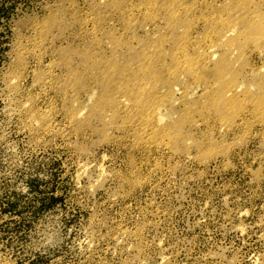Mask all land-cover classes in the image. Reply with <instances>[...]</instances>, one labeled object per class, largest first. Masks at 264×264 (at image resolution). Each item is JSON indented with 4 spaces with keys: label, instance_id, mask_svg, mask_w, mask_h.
<instances>
[{
    "label": "rangeland",
    "instance_id": "1",
    "mask_svg": "<svg viewBox=\"0 0 264 264\" xmlns=\"http://www.w3.org/2000/svg\"><path fill=\"white\" fill-rule=\"evenodd\" d=\"M0 264H264V0H0Z\"/></svg>",
    "mask_w": 264,
    "mask_h": 264
}]
</instances>
